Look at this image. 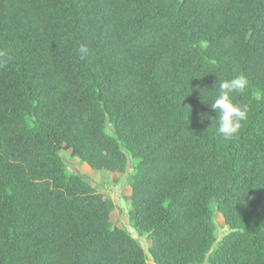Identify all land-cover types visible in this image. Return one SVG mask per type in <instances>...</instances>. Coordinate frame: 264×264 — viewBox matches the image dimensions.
I'll return each instance as SVG.
<instances>
[{
    "label": "trees",
    "instance_id": "1",
    "mask_svg": "<svg viewBox=\"0 0 264 264\" xmlns=\"http://www.w3.org/2000/svg\"><path fill=\"white\" fill-rule=\"evenodd\" d=\"M0 50V264H264V0H0ZM66 151L128 175L148 251Z\"/></svg>",
    "mask_w": 264,
    "mask_h": 264
},
{
    "label": "rangeland",
    "instance_id": "2",
    "mask_svg": "<svg viewBox=\"0 0 264 264\" xmlns=\"http://www.w3.org/2000/svg\"><path fill=\"white\" fill-rule=\"evenodd\" d=\"M63 159L67 164L68 171L72 173H81L89 179V176L95 181L96 186L107 193L113 201L112 209L113 220L120 227L127 228L142 244L146 251L151 246V240L135 224V212L130 201L131 189L128 184V175H111L104 171L92 170L85 162L72 158L71 151L62 153ZM100 184L102 186H100ZM217 225V235L221 239L228 233L229 229L223 215L220 212L215 214ZM148 264H155L152 258L148 259ZM208 264V263H205Z\"/></svg>",
    "mask_w": 264,
    "mask_h": 264
},
{
    "label": "clouds",
    "instance_id": "3",
    "mask_svg": "<svg viewBox=\"0 0 264 264\" xmlns=\"http://www.w3.org/2000/svg\"><path fill=\"white\" fill-rule=\"evenodd\" d=\"M87 49L81 46L79 52L86 53ZM11 59L7 50H0V66L7 64ZM249 86V79L244 73L233 75L230 78L219 79V83L213 87L214 97L211 99V108L218 115L211 117L215 123L217 132L224 140L236 138L243 124L248 120L250 107L237 98L243 96Z\"/></svg>",
    "mask_w": 264,
    "mask_h": 264
},
{
    "label": "crops",
    "instance_id": "4",
    "mask_svg": "<svg viewBox=\"0 0 264 264\" xmlns=\"http://www.w3.org/2000/svg\"><path fill=\"white\" fill-rule=\"evenodd\" d=\"M111 175H120V174H111ZM131 189V188H130Z\"/></svg>",
    "mask_w": 264,
    "mask_h": 264
}]
</instances>
